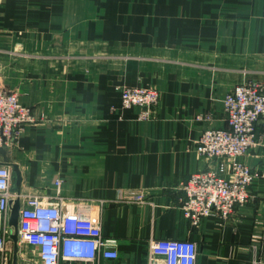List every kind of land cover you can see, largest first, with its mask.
I'll return each instance as SVG.
<instances>
[{
  "label": "crops",
  "instance_id": "crops-1",
  "mask_svg": "<svg viewBox=\"0 0 264 264\" xmlns=\"http://www.w3.org/2000/svg\"><path fill=\"white\" fill-rule=\"evenodd\" d=\"M0 55L20 62L0 57V90L36 117L7 150L22 178L12 192L100 226L119 253L100 264H147L161 239L196 242L197 264H264V176L229 220L194 228L182 209L185 182L214 165L196 148L227 128L224 97L264 82V0H0ZM138 86L159 90L158 105L123 109ZM257 133L243 161L264 175ZM25 255L40 264L35 247Z\"/></svg>",
  "mask_w": 264,
  "mask_h": 264
},
{
  "label": "built area",
  "instance_id": "built-area-1",
  "mask_svg": "<svg viewBox=\"0 0 264 264\" xmlns=\"http://www.w3.org/2000/svg\"><path fill=\"white\" fill-rule=\"evenodd\" d=\"M159 90L129 87L121 92L123 109L146 110L158 105ZM227 128L206 130L197 153L214 165L192 174L185 182L182 206L191 227L199 228L211 216L229 220L236 209L249 204L253 185L264 175L250 168L243 158L257 145V128L264 125V82L237 85L223 100ZM147 112L142 114L146 118ZM33 109L21 103L16 92L0 90V148H12L27 126L34 125ZM12 168L0 162V264H13L14 233L9 225L11 208L20 199L18 242L37 249L40 264H100L117 261V240L103 238L100 226L89 228L78 215L54 204L51 197L12 192ZM59 193L62 180L55 179ZM133 201L145 200L141 192ZM19 256V255H17ZM198 244L191 240H153L147 264H197ZM257 262V261H256ZM18 263L19 257H18Z\"/></svg>",
  "mask_w": 264,
  "mask_h": 264
},
{
  "label": "water",
  "instance_id": "water-1",
  "mask_svg": "<svg viewBox=\"0 0 264 264\" xmlns=\"http://www.w3.org/2000/svg\"><path fill=\"white\" fill-rule=\"evenodd\" d=\"M0 156L3 159V164L11 166L12 168V191L20 188L22 183L21 173L19 171V167L16 164L11 163V160L8 156V152L4 148H0ZM21 208V201L20 199H16L13 202L11 208V216L9 220V225L12 227L14 233L12 234L11 238L14 244V251H13V264L18 263V224H19V213Z\"/></svg>",
  "mask_w": 264,
  "mask_h": 264
},
{
  "label": "rangeland",
  "instance_id": "rangeland-1",
  "mask_svg": "<svg viewBox=\"0 0 264 264\" xmlns=\"http://www.w3.org/2000/svg\"><path fill=\"white\" fill-rule=\"evenodd\" d=\"M0 57L5 58L4 63H6V65H8V66H12V65L16 64V62H18V61H16V58H15V57H14V58H11L10 56H4V55H0ZM18 63H20V62H18ZM253 186H254V185H253ZM26 251H27V244H25V243L22 242V241H19V242H18V255L24 253V256H23V257L26 258V257H27V256L25 255V252H26ZM24 258H20V259H19V262H20V263H25L26 260H25Z\"/></svg>",
  "mask_w": 264,
  "mask_h": 264
}]
</instances>
